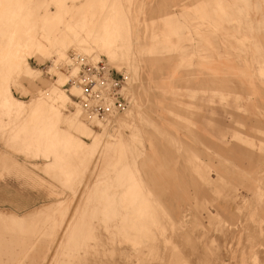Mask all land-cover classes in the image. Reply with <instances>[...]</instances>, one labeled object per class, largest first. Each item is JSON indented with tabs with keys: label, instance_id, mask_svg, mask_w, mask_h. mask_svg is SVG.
I'll use <instances>...</instances> for the list:
<instances>
[{
	"label": "rangeland",
	"instance_id": "rangeland-1",
	"mask_svg": "<svg viewBox=\"0 0 264 264\" xmlns=\"http://www.w3.org/2000/svg\"><path fill=\"white\" fill-rule=\"evenodd\" d=\"M187 1L0 0V228H42L46 232L40 249L48 246L45 252L52 255L59 240L62 249L57 252L81 264H264V209L255 191L247 188L248 182L258 186L264 202V145L250 150L233 139L256 156L254 162L249 159L251 174L242 176L229 173L237 170L232 162L209 153L211 161L205 160L188 148L196 141L195 119L205 112L236 111L249 117L255 102L264 118V85L257 84L259 94L249 96L240 77L245 49L229 41L230 35L223 41L219 30L205 36L211 53L196 51L200 36L194 32L188 33L190 40L169 36L181 43V50L160 43L152 52L135 49L137 41L161 37L168 28L167 15L197 22V10L212 13L213 4L197 8ZM211 1L233 11L238 29L264 32V0ZM251 2L260 22L253 27ZM248 32L241 36L261 45L245 57L255 67L257 60L264 61V35L251 39ZM222 43L229 53L226 59L215 54ZM209 55L212 59L205 58ZM69 59L78 67L75 77H70ZM92 59L130 74L125 89L129 107L103 125L74 104L79 73L82 66L94 64ZM221 68L232 72L211 75V69ZM60 88L62 94L56 95ZM236 126L244 135L254 133L245 124ZM195 164L209 175L218 173L215 167L224 170L226 187L235 189L226 188L227 193H236L239 208L244 198L253 200L256 214L240 208L232 216L222 213L220 222L208 204L204 217L187 207L179 214L172 211L165 198L180 202L197 194L211 203L210 198L220 197L210 194L208 185L194 182L199 180Z\"/></svg>",
	"mask_w": 264,
	"mask_h": 264
},
{
	"label": "crops",
	"instance_id": "crops-1",
	"mask_svg": "<svg viewBox=\"0 0 264 264\" xmlns=\"http://www.w3.org/2000/svg\"><path fill=\"white\" fill-rule=\"evenodd\" d=\"M185 0H180V2ZM187 2H191L195 5H197V8H201L203 5L209 6L213 4V8L211 9L212 13L203 14L200 10H197L193 14L194 19H199V21L194 22L190 21L192 19H184L183 16L185 15L180 14L182 16L183 20H173L172 18L174 16L167 15L164 20L167 25V30H165L161 37L153 36L150 38L148 42H140L137 41L135 44L136 48L143 49L145 48L146 51L152 52L157 46V44H162L166 46L168 49H179L181 50L183 46L180 42H173L171 38L169 37L171 34H177L182 35L186 38L190 37L188 36V33L194 32L195 34L200 36V39L198 41V46L196 47V51H200L201 48L209 51L211 53L210 48L212 46L211 42L208 40L207 37H205L207 34H211L215 32L216 30L222 31L223 36L224 35H230L231 39L229 41L236 42L240 45L241 49H245V55L244 62L241 61V69H239L240 77H242V83L246 85L249 90L250 94L249 96H257L259 94V86L258 85H264V61L257 60L255 67L253 62L245 58L246 56H251L252 48H260L259 43L255 42H249L248 38H245L244 36H241V34L244 35L245 32L241 29H238L236 26L233 25L232 15L233 11L227 8V6H218V2H213L211 0H188ZM179 3V2H178ZM252 3V9L249 11L250 20L252 23V27L255 24L260 23L259 22V13L256 10L255 3ZM184 4V3H182ZM130 13V12H129ZM220 18L219 20H212L213 17ZM204 19V20H203ZM174 22V23H173ZM201 26H204L205 31L201 32ZM220 26V27H218ZM211 28H214L213 30ZM234 29V30H233ZM233 30V31H232ZM233 33L240 34L238 37L233 38ZM251 36V39L253 38V35H264V32H255V30L248 32ZM204 35V37H203ZM223 41L226 40L225 36L222 39ZM249 42V43H248ZM248 43V44H247ZM226 45L222 43L221 49H215V54L217 58H227L229 56V53L226 50ZM230 47V46H229ZM231 46L230 48H232ZM235 48V47H233ZM239 48V46H238ZM134 49V46H133ZM236 49V48H235ZM133 51V50H132ZM248 53V55H246ZM259 55V54H258ZM188 56V55H187ZM209 57V59H212V55L205 56V58ZM230 64L231 61L229 59L226 60ZM226 70V71H225ZM213 77L217 75L219 72H232L227 69L221 68L219 70H213L211 69ZM256 79L257 82H256ZM258 84V85H257ZM251 99V98H250ZM258 107H255V102H252L251 108H250V116L249 117H243L240 113L236 112L237 114H232L230 112H222L220 110L218 111H211V112H205L202 115H200L198 118L195 119V127L193 129L194 131V139L200 143L199 146L197 142H193V145H188L189 151H194L197 153H202V155L206 158H208L211 161V155L212 157H218L222 161H229L232 162L237 168L236 171L228 170L229 173L235 175V176H242V173L245 174H251V161L249 160L252 158V161L256 160V156L254 153L250 152L248 149L246 150L242 144L239 142H235L233 139L239 140L245 144H247L252 149H260L261 146L264 145V140L261 141L259 135L262 137L264 135V118L260 116L259 111L256 110ZM231 110V109H229ZM247 112V110H245ZM239 114V115H238ZM242 125L245 124L247 126L248 131L254 132L252 133V136L244 135L242 134L240 127H237L236 125ZM259 134V135H258ZM258 135V136H257ZM196 147V148H194ZM207 153L211 155H207ZM244 155L247 156V158H244ZM213 162V161H212ZM216 165V161L212 163ZM264 164V163H263ZM195 164L193 166V171L195 175L199 178V180L194 181L196 183H201L203 185H208V191L211 193H217L220 194L219 196H215L214 198H210V202L208 203L204 198L198 197L197 194L190 195L186 200H181L180 202H176L175 198H165L166 202L168 203L169 207L172 211H176V214H179L182 208L187 207L188 209H193L194 212L197 215L206 216V213L204 211V204H208L207 210L211 212L212 215H216L215 217L218 218V220L221 222L223 221L221 219V214L225 213L227 216H232L236 211H238L240 208L242 209H248V212L251 211L252 215L256 214V209L253 206V200L244 198L241 203V207L239 208L238 205V198H236V193L232 194L230 193L231 190H235L234 188L226 187V181L223 179V176H226L224 173H226L222 169H217L218 173L213 172L210 175L202 170L200 166H196ZM196 166V167H195ZM245 168V169H244ZM248 168V171H246ZM215 170V169H214ZM189 184V183H188ZM192 184H194L192 182ZM226 188H229V193L226 190ZM247 188L253 189L255 191L256 199L259 201V206H261L262 209H264V202L263 197L259 193V187L253 185L252 183L248 182ZM207 192V191H206ZM223 192H225V195L223 196ZM222 195V196H221ZM214 199V200H213ZM216 200H218L216 202ZM187 202V205H185ZM262 202V204H261ZM165 207V206H164ZM224 222V221H223Z\"/></svg>",
	"mask_w": 264,
	"mask_h": 264
},
{
	"label": "bare ground",
	"instance_id": "bare-ground-1",
	"mask_svg": "<svg viewBox=\"0 0 264 264\" xmlns=\"http://www.w3.org/2000/svg\"><path fill=\"white\" fill-rule=\"evenodd\" d=\"M114 42V41H113ZM88 57H90V56H88ZM69 61L71 62L70 64H66V65H70L71 66V70H70V77H75V76H77V74H78V67H75V66H73V62L69 59ZM92 61H95V60H93L92 59ZM92 63H96V61L95 62H92ZM111 69H113V70H116V71H120V70H117L116 68H114V67H112L111 66ZM75 71V73L74 74H71V72H74ZM126 72V71H125ZM127 74H128V72H126ZM129 75V77H130V74H128ZM75 87L78 89V93L75 95V96H73V97H78L79 95H80V92H81V88L78 86V85H75ZM53 90V89H52ZM58 91V92H57ZM8 92V91H7ZM54 92V91H53ZM57 92V93H56ZM56 95H60V94H62V92H61V88L60 89H57L56 90ZM54 93V94H55ZM52 94V93H51ZM8 95V94H7ZM9 95H11V94H9ZM8 95V96H9ZM53 96V95H52ZM63 96V98L65 99V100H67V101H69V98H68V96H66L65 94H63L62 95ZM10 98V97H9ZM12 98V97H11ZM11 98H10V101H11ZM7 100V99H6ZM13 101V100H12ZM14 102V101H13ZM15 103H18V101L17 102H15ZM20 103V102H19ZM18 103V104H19ZM74 104H77V103H75L74 102ZM15 105V104H14ZM20 106V105H19ZM17 107H18V105H17ZM20 107H22V106H20ZM19 107V108H20ZM77 107L91 120V119H94L97 123H99V124H101V125H103V122L101 121V120H99V119H97L94 115H88L87 113H85L81 108H80V106L77 104ZM19 108H17V109H19ZM127 110V109H126ZM126 110H124L123 112H125ZM119 114H122V113H119ZM117 115V113H115V114H113V115H111L110 117H109V120L112 118V117H114V116H116ZM108 120V121H109ZM107 121V122H108ZM48 142V141H47ZM62 153V152H61ZM69 160V159H68ZM74 163V162H73ZM62 167V166H61ZM4 168V167H3ZM71 172V171H70ZM97 187V186H96ZM124 189V188H123ZM95 190V189H94ZM99 191V190H98ZM102 193V192H101ZM135 194V193H134ZM113 196V195H112ZM128 197V196H127ZM117 198V197H116ZM132 198V197H131ZM100 199V198H99ZM113 199V198H112ZM102 200V199H101ZM106 200V199H105ZM140 200V199H139ZM111 201V200H110ZM141 201H143V200H141ZM131 202V201H130ZM129 202V203H130ZM87 203H88V201H87ZM96 203V202H95ZM102 203H103V201H102ZM107 203V202H106ZM133 203V202H132ZM104 204V203H103ZM111 204V203H110ZM113 205V204H112ZM131 205V204H130ZM138 205L140 206V204H139V202H138ZM143 205V204H142ZM59 206H61V205H59ZM85 206V205H84ZM94 206V205H93ZM102 206V205H101ZM117 206V205H116ZM138 206V207H139ZM63 207V206H62ZM82 207V206H81ZM87 207V206H86ZM89 207V206H88ZM143 207V206H142ZM145 207V206H144ZM76 208V207H75ZM103 208V207H102ZM101 208V210H103ZM165 208V207H164ZM53 209V208H52ZM85 209V208H84ZM107 209V208H106ZM140 209H142L141 207H140ZM36 210V209H35ZM45 210V209H44ZM121 210V209H120ZM166 210V209H165ZM108 211V210H107ZM123 211V210H122ZM141 211V210H140ZM149 211V210H148ZM49 212V211H48ZM54 212V211H53ZM59 212V211H58ZM72 212V211H71ZM102 212V211H101ZM113 212V211H112ZM147 212V211H146ZM33 213V212H32ZM40 213V212H39ZM83 213V212H82ZM94 213V212H93ZM97 213V212H96ZM139 213V212H138ZM161 213V212H160ZM30 214V213H29ZM28 214V215H29ZM37 214V213H36ZM40 214H42V213H40ZM43 214H45V213H43ZM63 214V213H62ZM61 214V215H62ZM76 214H77V212H76ZM85 214V213H84ZM120 214V213H119ZM135 214V213H134ZM150 214V213H149ZM59 215H60V213H59ZM70 215V214H69ZM95 215V214H94ZM107 215H109V214H107ZM123 215H126V213H124ZM123 215H122V217H123ZM130 215V214H129ZM147 215V214H146ZM151 215V214H150ZM161 215H162V213H161ZM12 217L11 218H14L13 217V215H11ZM106 216V215H105ZM143 216H145V215H143ZM142 216V217H143ZM1 217V216H0ZM2 217H3V215H2ZM5 217V216H4ZM22 217V216H21ZM77 217V216H76ZM92 217V216H91ZM108 217V216H107ZM121 217V218H122ZM134 217V216H133ZM156 217V216H155ZM34 218V217H33ZM32 218V219H33ZM95 218V217H94ZM114 218H117V216L116 217H114ZM113 218V219H114ZM131 218V217H130ZM141 217L139 216V219H140ZM4 219V218H3ZM21 219V218H20ZM42 219V218H41ZM67 219H69V218H67ZM91 219V218H90ZM90 219H89V221H90ZM109 219V218H108ZM160 219V218H159ZM162 219V218H161ZM9 220H12V219H10L9 218ZM122 220V219H121ZM125 220V219H124ZM143 220V219H142ZM15 221V220H14ZM19 221V220H18ZM22 221V220H21ZM29 221H31V219L29 220L28 219V221L27 222H29ZM36 221H40V220H35V221H33V222H36ZM43 221V220H42ZM42 221L40 222V223H42ZM61 221V220H60ZM68 221V220H67ZM148 221V220H147ZM12 222H13V220H12ZM11 222V223H12ZM26 222V221H25ZM27 222H26V224H27ZM32 222V225L33 224H35V226L37 225L36 223H33ZM48 222V221H47ZM51 222V221H50ZM95 222V221H94ZM99 222V221H98ZM105 222V221H104ZM124 222V221H123ZM123 222H121L122 224H123ZM126 222V221H125ZM124 222V223H125ZM138 221H136V223H137ZM145 222V221H144ZM1 223V222H0ZM6 223H8L9 224V222H8V218H7V222ZM29 223H31V222H29ZM72 223V222H71ZM106 223V222H105ZM121 223H119V224H121ZM132 223V222H131ZM140 223L142 224V222L140 221ZM139 223V224H140ZM149 223V222H148ZM164 223V222H163ZM2 224V223H1ZM0 224V225H1ZM25 224V223H24ZM23 224V225H24ZM43 224V223H42ZM42 224H39V225H41L42 226ZM74 224V223H73ZM81 224V223H80ZM109 224V223H108ZM3 225V224H2ZM11 225V224H10ZM16 225H18V224H16ZM22 224L20 225V226H23ZM29 225V224H28ZM38 225V226H39ZM57 225H58V223H57ZM88 225V224H87ZM101 225V224H100ZM99 225V226H100ZM6 226V225H5ZM27 226V225H26ZM25 225L23 226L24 228L26 227ZM34 226V225H33ZM45 226V225H44ZM119 226V225H118ZM121 226V225H120ZM140 226V225H139ZM161 226V225H160ZM4 226H2L1 228H0V264H81L80 262L81 261H79V260H72V259H65L64 258V253L62 254L61 253V251H59V252H57V250L56 249H58L60 246H58L61 242L58 240H56L57 242L55 243V242H53V243H55L56 245H52L53 247H55V251L56 252H54L52 255H47L46 254V252H45V250H46V248L48 247H45V246H41V247H45V249L43 250L42 248L40 249L39 248V243H40V241L41 240H43L44 239V233L46 232V231H44V229H37V230H30L29 228H28V230H26V228H25V230L23 229H20V227L18 228L17 226H16V228H18V229H13V227H11V228H7V227H4ZM56 227V226H55ZM65 227V226H64ZM142 227V226H141ZM148 227V226H147ZM30 228H31V226H30ZM33 228V227H32ZM36 228H37V226H36ZM85 228V227H84ZM89 228V227H88ZM98 228V227H97ZM121 228V227H120ZM145 228V227H144ZM150 228V227H149ZM165 228H167V227H165ZM49 229V228H48ZM134 229V228H133ZM152 229V228H151ZM164 229V228H163ZM72 230V229H71ZM139 230H141V229H139ZM165 230V229H164ZM87 232H88V230H86ZM144 231V230H143ZM47 232H48V230H47ZM58 232V231H57ZM56 232V233H57ZM63 232V231H62ZM66 232V231H65ZM111 232V231H110ZM138 232H140V231H138ZM90 233V232H89ZM109 233V232H108ZM177 233V232H176ZM99 234V233H98ZM126 234V233H125ZM66 235V234H65ZM121 235V234H120ZM130 235V234H129ZM74 236V235H73ZM88 236H90V235H88ZM102 236V235H101ZM110 236H111V234H110ZM109 236V237H110ZM124 236V235H123ZM154 236V235H153ZM66 237V236H65ZM108 237V238H109ZM126 237V236H125ZM140 237V236H139ZM165 237V236H164ZM176 237V236H175ZM55 238V237H54ZM61 238V237H60ZM80 238V237H79ZM106 238V237H105ZM129 238V237H128ZM170 238V237H169ZM46 239V238H45ZM137 239V238H136ZM152 239H153V237H152ZM154 239H156V238H154ZM47 240V239H46ZM130 240V239H129ZM170 240V239H169ZM49 241V240H48ZM54 241H55V239H54ZM62 241V240H61ZM101 241V240H100ZM44 242H46V241H44ZM52 242V241H51ZM58 242H60L59 244H58ZM96 242V241H95ZM139 242V241H138ZM145 242V241H144ZM84 243V242H83ZM141 243V242H140ZM58 244V245H57ZM175 244V243H174ZM127 245V244H126ZM52 246H51V249H52ZM58 246V247H57ZM70 246V245H69ZM89 246H91V245H89ZM97 246V245H96ZM105 246V245H104ZM161 246V245H160ZM62 247V246H61ZM59 248L60 250L62 249V248ZM75 247H76V245H75ZM143 247V246H142ZM71 248V247H70ZM88 248V247H87ZM116 248V247H115ZM54 249V248H53ZM75 249V248H74ZM99 249V248H98ZM101 249V248H100ZM118 249V248H117ZM135 249V248H134ZM178 249V248H177ZM76 250V249H75ZM95 250V249H94ZM49 252H51L50 250H48ZM48 251H47V253H48ZM52 251H54V250H52ZM69 251V250H68ZM73 251V250H72ZM112 251V250H111ZM120 251V250H119ZM143 251V250H142ZM146 251V250H145ZM74 252V251H73ZM80 252V251H79ZM82 252V251H81ZM87 252V251H86ZM93 252V251H92ZM121 252V251H120ZM186 252V251H185ZM94 253V252H93ZM118 254V253H117ZM127 254V253H126ZM146 254V253H145ZM74 255V254H73ZM86 255V254H85ZM91 255V254H90ZM108 255V254H107ZM125 255V254H124ZM93 256V255H92ZM117 256V255H116ZM145 256V255H144ZM67 257V256H66ZM76 257V256H75ZM96 257V256H95ZM109 257H111V256H109ZM158 257V256H157ZM180 257V256H179ZM72 258V257H71ZM172 258V257H171ZM170 258V259H171ZM84 259V258H83ZM98 259V258H97ZM116 259V258H115ZM124 259V258H123ZM94 260V259H93ZM99 260V259H98ZM105 260V259H104ZM121 260V259H120ZM180 259H178L177 261H179ZM110 261H112V260H110ZM173 261H174V259H173ZM86 261H84L83 263H85ZM88 262V261H87ZM95 263V262H94ZM107 263H109V262H107ZM107 263H105V264H107ZM96 264V263H95ZM111 264V263H110ZM118 264V263H117ZM120 264V263H119Z\"/></svg>",
	"mask_w": 264,
	"mask_h": 264
},
{
	"label": "built area",
	"instance_id": "built-area-1",
	"mask_svg": "<svg viewBox=\"0 0 264 264\" xmlns=\"http://www.w3.org/2000/svg\"><path fill=\"white\" fill-rule=\"evenodd\" d=\"M82 67L76 81L81 92L75 99L85 113L105 123L111 115L129 107L130 97L125 89L130 77L125 71L108 68L101 60Z\"/></svg>",
	"mask_w": 264,
	"mask_h": 264
}]
</instances>
